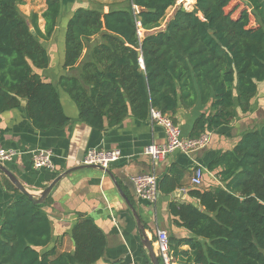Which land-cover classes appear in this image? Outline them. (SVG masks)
Listing matches in <instances>:
<instances>
[{
	"label": "trees",
	"instance_id": "trees-1",
	"mask_svg": "<svg viewBox=\"0 0 264 264\" xmlns=\"http://www.w3.org/2000/svg\"><path fill=\"white\" fill-rule=\"evenodd\" d=\"M177 1L128 0L108 11L102 3L78 7L66 23L68 72L56 85L37 70L50 64L45 42L59 25L61 0H44L43 28L38 13L30 20L21 13L24 0H0V114L25 100L26 116L37 129L64 128L72 119L60 85L76 104L77 119L100 131L128 116L146 120L152 108L174 120L180 108L201 107L190 137L230 125L239 111L251 110L264 81V0H241L247 8L237 17L236 6L228 9L234 0H195L193 9L179 6L157 29ZM209 168L222 185H193L188 192L198 206L168 205L174 224L190 232L169 237L173 261L264 264V121ZM5 184L17 197L0 225V264H96L103 258L107 238L91 216L80 215L74 226L73 251L49 248V199L36 204L7 177ZM175 187L168 179L161 183L165 192Z\"/></svg>",
	"mask_w": 264,
	"mask_h": 264
},
{
	"label": "crops",
	"instance_id": "crops-1",
	"mask_svg": "<svg viewBox=\"0 0 264 264\" xmlns=\"http://www.w3.org/2000/svg\"><path fill=\"white\" fill-rule=\"evenodd\" d=\"M97 1L101 0H69V4L62 3L59 25L51 40L52 47L47 48L50 64L45 69L37 70L45 80L57 85L60 77L67 74L68 70L63 67L66 23L78 7L92 8ZM65 8L67 15L64 14ZM108 10V7L104 9ZM63 15L66 22L60 25ZM58 90L64 111L72 119L64 128L46 131L37 129L26 116L25 100L21 107L0 114V149L21 152L13 160L1 162L29 191L39 193L66 170L82 165L81 160L87 150L99 148L121 151V159L109 167L113 176L94 168L73 171L57 182L44 208L52 225L53 240L49 248L58 251L74 250L72 231L80 215L91 216L95 220L107 238L105 254L96 264H150L136 220L122 193L136 208L155 248L157 229L166 230L169 236L188 237L190 232L186 228L174 224L169 203L179 201L198 204L188 192L193 186V169L198 165L204 168L202 187L222 185L216 171L210 170V164L223 152L232 149L244 132L260 127L264 121L263 81L258 84L257 95L251 101V110L247 113L239 111L230 125L209 131L210 142L207 146L191 154L176 151L161 161H155L144 153V148L166 140L162 126L152 124L149 118L142 120L128 116L117 126L101 131L93 129L77 119L78 108L69 94L60 85ZM201 111L199 106L189 110L178 109L174 120L183 136H191ZM39 148L52 150L55 169L34 167L32 151ZM152 173L157 175L159 181L160 191L156 201L139 197L132 180L136 175ZM5 177L0 171V225L4 211L17 197V193L5 184ZM167 179L176 187L165 192L161 189V183Z\"/></svg>",
	"mask_w": 264,
	"mask_h": 264
},
{
	"label": "built area",
	"instance_id": "built-area-1",
	"mask_svg": "<svg viewBox=\"0 0 264 264\" xmlns=\"http://www.w3.org/2000/svg\"><path fill=\"white\" fill-rule=\"evenodd\" d=\"M141 34V32H139ZM149 120L152 124L160 125L165 129L166 140L163 143H151L144 148V153L155 161H161L170 154L179 151L191 154L210 142V134L205 133L199 137H186L181 133V129L173 118L162 114L161 111L152 108L150 110ZM15 149H0V161L13 160L18 154ZM53 152L50 149L39 148L32 151V161L35 168L55 169L52 160ZM122 153L119 149H99L92 148L85 152L81 164L101 165L109 168L110 165L119 161ZM204 178V168L201 165L193 169L191 178L192 185L202 186ZM135 183L136 192L139 197L148 201H156L159 195V181L155 174H142L132 177ZM156 251L161 264H175L170 254L169 234L164 229H157L156 233Z\"/></svg>",
	"mask_w": 264,
	"mask_h": 264
},
{
	"label": "water",
	"instance_id": "water-1",
	"mask_svg": "<svg viewBox=\"0 0 264 264\" xmlns=\"http://www.w3.org/2000/svg\"><path fill=\"white\" fill-rule=\"evenodd\" d=\"M139 11L141 9L139 8ZM33 33H35L34 28H32ZM87 168H94V169H100L102 171H105L108 173L110 176L112 175V172L110 168H105L101 165H87V164H82L73 168H70L66 170L64 173L56 177L48 186H46L43 190H41L39 193H33L29 191V189L26 188V186L0 161V171L13 183V185L24 195H27L30 200H32L36 204H42L46 201L48 198L49 194L51 193L52 189L54 186L59 182L64 176L67 174L80 170V169H87ZM122 193V192H121ZM122 196L124 197L127 205L131 209L133 216L136 220L138 230H139V235L142 240V244L147 250V255L149 257L150 263L151 264H161L156 248L154 247L152 238L149 237V235L146 233L145 227L143 225V221L141 220L140 215L138 214L136 208L132 204V202L122 193ZM195 205L198 206L197 203L194 202ZM206 214H210L207 211H204Z\"/></svg>",
	"mask_w": 264,
	"mask_h": 264
},
{
	"label": "rangeland",
	"instance_id": "rangeland-1",
	"mask_svg": "<svg viewBox=\"0 0 264 264\" xmlns=\"http://www.w3.org/2000/svg\"><path fill=\"white\" fill-rule=\"evenodd\" d=\"M61 2L63 4H69V0H61ZM96 3L103 4L104 9H106L107 7L110 9L112 7H122V6H126L128 4V0H101V1H97ZM96 5V6H102L100 5ZM195 5V0H178L176 5L173 6L172 8H170L167 12L166 18L163 21L162 25L160 26V28L157 29H164L165 25L167 23V21L173 16V14L175 13L176 9L179 6H184L185 8L191 10L193 9ZM95 6V5H94ZM234 6H236V10L233 12V17H237L242 9L247 8V5L244 2H241V0H234L233 2H231L230 6L228 9H232ZM45 8V2L44 0H24V2L22 4L19 5V9L21 11V13L28 19L30 20V17L32 15V13H38V15L40 16L39 19V24L40 27L43 28L44 26V20L41 17L42 12L44 11ZM68 9V7H67ZM67 9L65 8V15H67ZM249 11H251V9H248ZM65 15H63V17L61 18V22L60 25H63L66 21H65ZM256 18L251 15V24H253L255 22ZM61 31V30H59ZM54 39V38H52ZM51 39V40H52ZM51 40L45 42L47 48H51Z\"/></svg>",
	"mask_w": 264,
	"mask_h": 264
}]
</instances>
